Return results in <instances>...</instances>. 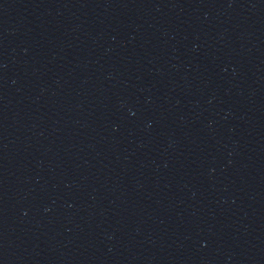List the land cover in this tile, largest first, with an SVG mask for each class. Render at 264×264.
I'll return each mask as SVG.
<instances>
[{
	"label": "water",
	"instance_id": "1",
	"mask_svg": "<svg viewBox=\"0 0 264 264\" xmlns=\"http://www.w3.org/2000/svg\"><path fill=\"white\" fill-rule=\"evenodd\" d=\"M0 264H264V0H0Z\"/></svg>",
	"mask_w": 264,
	"mask_h": 264
}]
</instances>
